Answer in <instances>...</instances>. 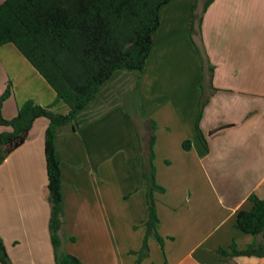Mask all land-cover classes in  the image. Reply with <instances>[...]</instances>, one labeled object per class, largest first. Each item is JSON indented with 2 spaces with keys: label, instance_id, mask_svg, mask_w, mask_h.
I'll list each match as a JSON object with an SVG mask.
<instances>
[{
  "label": "crops",
  "instance_id": "1",
  "mask_svg": "<svg viewBox=\"0 0 264 264\" xmlns=\"http://www.w3.org/2000/svg\"><path fill=\"white\" fill-rule=\"evenodd\" d=\"M193 1L164 4L143 70L113 72L76 122L57 130L62 250L84 264H136L148 217L138 134L146 120L156 124L154 181L164 191L153 197L162 243L150 235L138 264H264V256L217 252L254 241L236 227L235 215L252 207L250 194L264 199V0H212L194 38ZM203 55L213 66L214 88L199 120L207 147L195 126ZM8 85L1 106L7 119L28 99L47 106L56 98L11 43L0 46V95ZM53 110L66 113L68 107L59 101ZM47 125L36 119L25 141L0 163V237L11 264H55ZM8 129L0 125V133Z\"/></svg>",
  "mask_w": 264,
  "mask_h": 264
},
{
  "label": "trees",
  "instance_id": "2",
  "mask_svg": "<svg viewBox=\"0 0 264 264\" xmlns=\"http://www.w3.org/2000/svg\"><path fill=\"white\" fill-rule=\"evenodd\" d=\"M171 0H4L0 4V46L13 44L45 79L56 93L51 105L43 106L26 100L11 119L3 117L1 106L10 95V85L0 95V125L8 127L0 133V163L20 146L36 119L45 118L44 157L50 205L49 231L55 264H84L75 255L62 250L64 195L60 172V156L56 149L57 130L74 124L80 111L93 101L113 72L118 69L141 71L153 46V35L159 26V10ZM212 0H204L198 12L193 1L189 19L190 35H199L201 17ZM204 80L196 130L202 144L206 140L199 128L203 107L211 92L213 66L203 55ZM207 87V88H206ZM211 89V90H210ZM62 101L68 110L61 113L53 106ZM145 119V118H143ZM225 126L218 127L214 133ZM156 124L146 120L144 133L139 134L143 154V176L147 179L148 217L144 221L145 236L136 264L147 255L150 235L162 243L156 232L158 216L153 191H164L154 181ZM189 148V141L183 142ZM249 210L238 209L235 225L255 239L244 248L231 244L217 252L226 256H264V199L250 194ZM73 239V238H72ZM0 264H11L0 237Z\"/></svg>",
  "mask_w": 264,
  "mask_h": 264
},
{
  "label": "rangeland",
  "instance_id": "3",
  "mask_svg": "<svg viewBox=\"0 0 264 264\" xmlns=\"http://www.w3.org/2000/svg\"><path fill=\"white\" fill-rule=\"evenodd\" d=\"M196 2H198L200 5H199V9H198V12L200 11V9H201V7H202V5H203V2H204V0H196ZM64 104V103H63ZM64 106H66L65 104H64ZM144 258H141V260L140 261H142Z\"/></svg>",
  "mask_w": 264,
  "mask_h": 264
}]
</instances>
